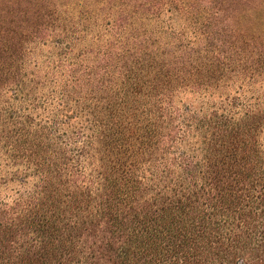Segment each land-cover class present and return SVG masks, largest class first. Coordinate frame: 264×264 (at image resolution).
<instances>
[{
    "label": "trees",
    "instance_id": "obj_1",
    "mask_svg": "<svg viewBox=\"0 0 264 264\" xmlns=\"http://www.w3.org/2000/svg\"><path fill=\"white\" fill-rule=\"evenodd\" d=\"M0 264H264V0H8Z\"/></svg>",
    "mask_w": 264,
    "mask_h": 264
},
{
    "label": "rangeland",
    "instance_id": "obj_2",
    "mask_svg": "<svg viewBox=\"0 0 264 264\" xmlns=\"http://www.w3.org/2000/svg\"><path fill=\"white\" fill-rule=\"evenodd\" d=\"M8 0H0V9L6 8Z\"/></svg>",
    "mask_w": 264,
    "mask_h": 264
}]
</instances>
